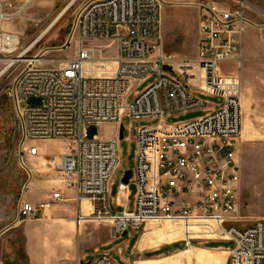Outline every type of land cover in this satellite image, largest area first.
<instances>
[{"label":"built area","instance_id":"obj_1","mask_svg":"<svg viewBox=\"0 0 264 264\" xmlns=\"http://www.w3.org/2000/svg\"><path fill=\"white\" fill-rule=\"evenodd\" d=\"M32 1L0 0V77L7 75L4 93L21 121V158L39 155L35 141H62L58 171L65 188L75 191L78 202H91L89 216L111 221L113 237L144 229L151 220L205 222L216 240L234 243L230 264H264V218L248 223L238 218L241 78L220 67L245 61L243 35L253 24L245 0L194 3L200 39L192 56L164 53L162 0H80L70 37L75 34L82 45L75 57L51 65L44 58L47 49L29 56L33 45L21 50L20 35L4 27ZM111 25L117 29L113 36ZM113 44L116 53L109 56ZM150 74L156 80L135 95V83ZM194 92L221 103L204 117L168 124L169 117L208 108ZM30 97L41 103L29 105ZM126 117L156 123L137 129L135 205L114 213L110 186L121 168L120 127ZM102 125L115 126L112 136H89L91 126ZM127 187L120 184L121 190ZM50 199L34 204L21 198L18 219H42L54 202L64 200L59 191ZM85 263L114 264L110 252H87L77 264Z\"/></svg>","mask_w":264,"mask_h":264},{"label":"rangeland","instance_id":"obj_2","mask_svg":"<svg viewBox=\"0 0 264 264\" xmlns=\"http://www.w3.org/2000/svg\"><path fill=\"white\" fill-rule=\"evenodd\" d=\"M45 1L47 4L44 6H36L34 5L36 1H33V4L31 3L22 16L11 20L10 24L14 26L13 29L21 37L20 49L23 50L33 45L28 53L29 56L39 54L47 49L44 52V58L46 61H51L47 62L48 65H51L55 63V60L64 61L75 57L82 45L75 34L70 37L74 14L80 0L73 5H70L72 0ZM162 2L164 53L167 55H194L196 52L194 46L199 40L197 12L195 13V10L192 9L196 7L190 5L193 7L186 8L170 0H162ZM186 10H189V13ZM179 18L180 22L177 23ZM53 22H55L54 26L40 41H37ZM259 22L264 23V19ZM249 26L251 27L249 28ZM249 26L243 35V56L245 58L243 64L237 66L231 62L223 63L220 66L224 73L238 75L242 83V132L238 141V159L242 173L238 212L241 223L257 220L255 217L258 215L264 218V27L260 28L258 23H254L255 29L252 25ZM116 32L115 25H111L110 34L113 36ZM65 44H67L66 47L61 48ZM115 51L116 47L113 44L107 50V54L113 56ZM3 66L4 63L0 65V69ZM156 78L155 74H150L135 83L134 94L146 90ZM7 79V75L0 77V199L2 202L11 199L10 209L16 210L19 206L27 172L21 158L23 141L21 121L13 103L4 93ZM194 93L206 102L208 108L169 117L168 124L183 123L204 117L221 103V99L216 96L201 92ZM27 103L35 106L41 103V99L30 97ZM123 123L125 136L120 142L121 168L112 179L110 186V189H113L114 198L117 196L125 171L133 170L135 167L137 129L156 122H133L126 117ZM114 130L115 126L113 125L91 126L88 133L90 137L109 138ZM59 147L61 145L57 144L56 148L59 149ZM129 186L132 198H134L137 186L133 179ZM114 213L118 212L114 211ZM169 223L152 220L147 223L144 229L129 230L123 235L113 237L110 220L88 216L81 225L74 223L73 241L75 247L87 248L88 253L110 252L114 264H158L157 259L138 258L161 257L187 248L185 252L174 257L173 264H230V251L220 248L231 250L234 243L216 240L207 231L212 227L206 225L205 222ZM141 238L142 246L170 245L140 253L137 252V249ZM193 241L196 244H193ZM205 241H217L212 242V245L220 248L205 247L201 244ZM118 248H122L121 253ZM209 251L213 252L207 253Z\"/></svg>","mask_w":264,"mask_h":264},{"label":"crops","instance_id":"obj_3","mask_svg":"<svg viewBox=\"0 0 264 264\" xmlns=\"http://www.w3.org/2000/svg\"><path fill=\"white\" fill-rule=\"evenodd\" d=\"M13 1L21 3L24 0ZM33 1H36L34 4L36 6H44L47 4L45 0ZM170 1L183 5L186 8H192L193 6L190 5H194L199 0ZM245 2V12L247 17L253 22L251 24L253 28L255 29L256 27L254 23H258L260 28L264 27V23L259 22L261 19H264V0H245ZM192 9L195 10V13L197 12L196 19L200 39V9L198 7ZM186 12L189 13V10H186ZM179 22L180 18L177 19V23ZM4 27L9 31L17 33L10 22H6ZM197 46L198 43L194 46L196 52ZM33 144L39 147V155L37 157L24 155L22 158L24 169L27 172V178L20 199H25L34 204L48 202L51 201L50 196L52 192L59 191L64 200L54 202L46 210L45 216L42 219L19 220L18 208L16 210L10 209L12 200L2 202L0 199V264H77L88 251L87 248L81 249L80 247H75L73 241L75 232L74 223L81 225L87 219L89 216V208L92 209V204L90 201L78 202L75 191L64 186L63 176L58 171L59 155L63 150V142L60 140H41L35 141ZM57 144L61 145L59 149L56 148ZM135 198L136 193L134 198H132L129 185L125 190H121L119 185V190L115 198L113 197V189H110V205L113 212L121 213L131 211L135 205ZM258 218H262V216L258 215L255 217V219ZM171 223L174 222H170L169 224ZM141 244L142 238L137 249V252L140 253L170 245L142 246ZM187 249L178 250L161 257L138 259H157L158 264H173L174 257L185 252ZM220 249L229 251V249L225 248ZM118 251L121 253L122 248H118ZM212 252L209 251L207 253Z\"/></svg>","mask_w":264,"mask_h":264},{"label":"water","instance_id":"obj_4","mask_svg":"<svg viewBox=\"0 0 264 264\" xmlns=\"http://www.w3.org/2000/svg\"><path fill=\"white\" fill-rule=\"evenodd\" d=\"M165 69L167 70H171V68L169 66H164ZM125 136V126L122 124L120 127V140H123ZM133 176V171L132 170H126L123 178H122V182L126 185L130 184V180ZM88 264V263H85Z\"/></svg>","mask_w":264,"mask_h":264},{"label":"trees","instance_id":"obj_5","mask_svg":"<svg viewBox=\"0 0 264 264\" xmlns=\"http://www.w3.org/2000/svg\"><path fill=\"white\" fill-rule=\"evenodd\" d=\"M212 242H217V241H205V242H202L201 244L205 247H208V248H220L218 246H213L212 245ZM193 244H196L195 241L192 242Z\"/></svg>","mask_w":264,"mask_h":264},{"label":"bare ground","instance_id":"obj_6","mask_svg":"<svg viewBox=\"0 0 264 264\" xmlns=\"http://www.w3.org/2000/svg\"><path fill=\"white\" fill-rule=\"evenodd\" d=\"M60 17H61V15H60ZM55 24V23H54ZM13 61V60H12ZM85 202H88V200H86ZM152 221V220H151ZM149 222V221H148ZM194 230H196V229H194Z\"/></svg>","mask_w":264,"mask_h":264}]
</instances>
